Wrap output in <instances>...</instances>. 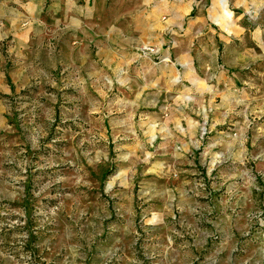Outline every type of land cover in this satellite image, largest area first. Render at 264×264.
I'll list each match as a JSON object with an SVG mask.
<instances>
[{"label":"rangeland","instance_id":"rangeland-1","mask_svg":"<svg viewBox=\"0 0 264 264\" xmlns=\"http://www.w3.org/2000/svg\"><path fill=\"white\" fill-rule=\"evenodd\" d=\"M187 1L19 7L37 25L21 61L0 36V264H264V0Z\"/></svg>","mask_w":264,"mask_h":264},{"label":"crops","instance_id":"crops-1","mask_svg":"<svg viewBox=\"0 0 264 264\" xmlns=\"http://www.w3.org/2000/svg\"><path fill=\"white\" fill-rule=\"evenodd\" d=\"M23 0H0V29L1 26L6 23V31H1L0 30V36H8L12 35L13 39V45L10 46V50L15 54V56L18 57V59L21 61L24 58V50L27 47V40L31 36L30 31L33 27V24L37 25V20L34 18L30 19L29 22H26L28 18L25 17L24 13L22 14L20 11L19 7H23L24 5V11H29V15L33 16L35 10L38 9L39 4L42 0H26L25 2H22ZM118 3L121 6H126V10L129 11H135L138 10V5L139 2L138 0H118ZM185 3V2H184ZM189 5H191V0L187 1ZM27 9V10H26ZM180 9H183L181 7H176L171 5L170 10L175 12V14L179 15ZM32 11V12H31ZM27 13V12H26ZM137 14L133 15V23L129 25V31H128V39L126 38L127 41L130 43H138L142 41L140 32L141 30H137L139 25L138 24V17L136 16ZM29 20V19H28ZM31 23V24H30ZM113 26V25H112ZM147 29H152V26L149 24L147 26H144ZM19 34H23L22 36ZM110 38L109 36H106ZM23 42V43H22ZM178 42L176 45L178 46ZM103 45V43H102ZM120 47L121 49H126L125 42H120ZM98 56L100 58H107V56L113 52V50H116L112 45L106 44L103 45L102 47L99 46L97 48ZM118 50V49H117ZM119 51V50H118ZM184 51L187 53L191 52V47L186 46L184 48ZM21 68H26L27 65H20ZM26 73V72H25Z\"/></svg>","mask_w":264,"mask_h":264},{"label":"bare ground","instance_id":"bare-ground-1","mask_svg":"<svg viewBox=\"0 0 264 264\" xmlns=\"http://www.w3.org/2000/svg\"><path fill=\"white\" fill-rule=\"evenodd\" d=\"M221 2H223V1H221Z\"/></svg>","mask_w":264,"mask_h":264}]
</instances>
